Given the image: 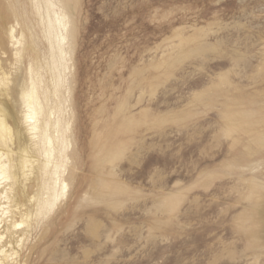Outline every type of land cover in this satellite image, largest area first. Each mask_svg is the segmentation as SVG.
Returning <instances> with one entry per match:
<instances>
[{"label":"rangeland","instance_id":"1","mask_svg":"<svg viewBox=\"0 0 264 264\" xmlns=\"http://www.w3.org/2000/svg\"><path fill=\"white\" fill-rule=\"evenodd\" d=\"M9 2L0 0L1 23ZM15 2L18 31L37 39L50 83L35 2ZM75 3L67 105L68 168L77 174L28 264H264V249L259 259L244 250L236 218L249 205L246 189L226 167L239 151L261 148L236 143L225 116L243 96L264 119V0ZM4 44L0 58L14 71ZM109 152L118 153L114 168L103 159ZM104 181L112 195H102Z\"/></svg>","mask_w":264,"mask_h":264},{"label":"bare ground","instance_id":"2","mask_svg":"<svg viewBox=\"0 0 264 264\" xmlns=\"http://www.w3.org/2000/svg\"><path fill=\"white\" fill-rule=\"evenodd\" d=\"M9 1L10 13L7 12L4 23L0 22V45L5 46L6 38L18 66L14 71L7 70L0 58V264H28L55 224L51 217L67 197L69 180H74L77 174L68 168L72 124L67 105L71 91L70 54L78 32L71 4H77V0H32L48 44L44 57L50 83L45 82L38 67L41 56L38 41L32 34L27 40L24 29L18 31V26L23 24L21 14L17 2ZM23 27L30 30L29 23ZM25 58L28 64L23 65ZM235 105L236 111L225 116L231 122L229 130L237 133L236 143L246 147L244 143L248 140L249 144L264 148V129L261 130L264 119H254L256 112L243 96L235 100ZM256 124L262 126L257 129ZM261 149L239 151L235 162L226 165L246 189L243 199L249 205L237 216L236 229L244 233L247 240L244 250L254 252L255 259H259L258 254L264 249V152ZM117 156L118 153L109 152L103 159L114 168ZM212 178V175L208 177ZM208 179L206 187L212 183ZM101 184L102 195L114 193L108 183ZM180 202V195H176L171 210H177ZM34 231H38L37 240L32 242ZM42 255L38 252L39 257Z\"/></svg>","mask_w":264,"mask_h":264}]
</instances>
